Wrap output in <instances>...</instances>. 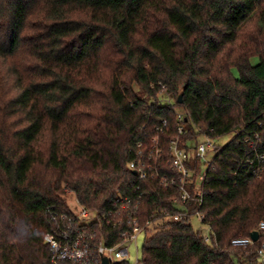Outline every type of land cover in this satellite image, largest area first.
I'll return each mask as SVG.
<instances>
[{
    "label": "trees",
    "instance_id": "obj_1",
    "mask_svg": "<svg viewBox=\"0 0 264 264\" xmlns=\"http://www.w3.org/2000/svg\"><path fill=\"white\" fill-rule=\"evenodd\" d=\"M230 132L201 179L202 205L186 206L208 241L189 220L163 222L137 264H259L264 236L231 242L264 220V162L253 174L264 157V0H0V264H51L45 236L75 217L67 193L96 214L72 224L93 246L122 244L137 203L147 232L181 211L178 187L159 180L178 178L171 141L190 153L200 136ZM187 167L192 192L198 158Z\"/></svg>",
    "mask_w": 264,
    "mask_h": 264
},
{
    "label": "built area",
    "instance_id": "obj_2",
    "mask_svg": "<svg viewBox=\"0 0 264 264\" xmlns=\"http://www.w3.org/2000/svg\"><path fill=\"white\" fill-rule=\"evenodd\" d=\"M164 93V90L160 92V94ZM165 102L168 104L172 103L170 99H165ZM176 119L179 123L184 120V115L182 113H176ZM165 125V124H164ZM178 134H184V129L182 125L178 127ZM199 138H204L206 143H198L196 142L194 146V150L192 149L190 153L186 149L187 143L182 145L178 139L172 140L169 145V150L171 152V160L170 166L172 170H174L178 178L168 179L165 177H159L161 184L165 186H175L178 187L180 196L176 203H179L181 206V211L175 212L169 216H167L171 222H184L189 220L191 216L196 215L199 220H202L201 214L196 210L190 212L186 207L190 202L197 203L198 207L202 205L203 199V188L202 183L200 188H196L192 192L189 189L191 183V170L187 167V162L189 160V156H193L198 158L200 164L205 160V154L207 153L209 148H214L215 143L214 140L207 137L206 135H202ZM157 138L152 139V152L157 157L161 154V150L157 147ZM141 146V144H138ZM214 156V155H213ZM211 157L210 161L207 162V168L210 166L212 162ZM257 166L253 170V174L257 175L262 171V163L264 162L263 156L256 157ZM251 161L250 163H252ZM140 164V161L133 162L129 164V169L136 171V174H139V171L136 170V166ZM142 167L140 168V170ZM140 178L143 179L146 177V173L144 171H140ZM203 181V180H201ZM198 186V185H197ZM116 203L120 205L121 209L126 210L129 208L131 204V200L127 197L118 198ZM80 206V205H79ZM81 212L75 217H71L64 224V230L61 232H50L45 236V243L48 246V250L51 253V264H101V257L105 256L108 258L110 264L119 263L125 261L129 252L127 247H124V243L133 242L135 248L137 250V236L143 230L139 227L138 220L134 215L138 211V203L134 205L133 214L130 213L127 216V225L130 234L125 235L124 242L120 245L116 246H105L102 243H99L97 246H93V236L84 232H79L78 230L72 231V224L75 223L76 219L85 221L90 220L93 222L96 218V214L90 213L85 208L81 207ZM63 221V218H61ZM88 224V223H87ZM258 235L264 236V220L260 221L257 229ZM259 238V237H258ZM205 240L208 241V237H205ZM258 240V239H257ZM256 241H253L251 237L248 238H238L231 242V245L234 247H246L253 246ZM257 260L259 264H264V243H262L256 249ZM138 262V258L136 259V263Z\"/></svg>",
    "mask_w": 264,
    "mask_h": 264
},
{
    "label": "rangeland",
    "instance_id": "obj_3",
    "mask_svg": "<svg viewBox=\"0 0 264 264\" xmlns=\"http://www.w3.org/2000/svg\"><path fill=\"white\" fill-rule=\"evenodd\" d=\"M26 56V54H22V57ZM178 111H181L180 108H178ZM234 138V133L230 132L227 133L223 136H221L218 139L214 140V143L217 147H224L226 146L230 141H232V139ZM198 143H206V140L204 138H199L198 139ZM215 154V151L213 148H209L207 153L205 154V160L206 161H202L200 164V173H199V185L197 186V188H200L201 185V179L205 176L208 168H207V162L210 161L211 157ZM66 202L69 206V208L71 209V211L75 214L78 215L81 212V208L75 198V196L72 193H67V195L65 196ZM170 221V219L168 217L164 218V219H158L155 221V223L150 224L148 226L147 232H140L137 236V241H136V245H137V250L135 248V245L133 242H126L124 243V247H127L128 252H129V256L126 259L128 261V264H137L136 263V259L140 257V253L142 250V246H143V242L144 239L148 236H150L151 234L155 233L158 230V227L160 224H162L163 222H167ZM85 223H90V220H85ZM189 224L191 225L192 229L195 232H199L204 238L206 236H210V229L207 225L203 224L199 218L196 215H193L190 217L189 219Z\"/></svg>",
    "mask_w": 264,
    "mask_h": 264
},
{
    "label": "water",
    "instance_id": "obj_4",
    "mask_svg": "<svg viewBox=\"0 0 264 264\" xmlns=\"http://www.w3.org/2000/svg\"><path fill=\"white\" fill-rule=\"evenodd\" d=\"M177 101H178L179 104L182 103V95L178 96V100ZM133 174H136V171H133ZM250 237H251V239L253 241H257V239L259 237L258 232L257 231L252 232ZM101 264H110L108 258L105 257V256L101 257Z\"/></svg>",
    "mask_w": 264,
    "mask_h": 264
}]
</instances>
